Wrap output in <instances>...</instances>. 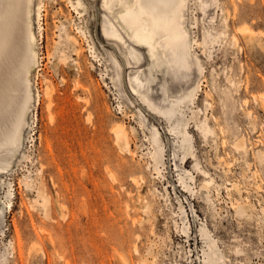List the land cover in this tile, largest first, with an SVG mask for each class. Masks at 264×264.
I'll return each mask as SVG.
<instances>
[{"label": "rangeland", "instance_id": "obj_1", "mask_svg": "<svg viewBox=\"0 0 264 264\" xmlns=\"http://www.w3.org/2000/svg\"><path fill=\"white\" fill-rule=\"evenodd\" d=\"M70 1L77 0H31L33 13L42 3L39 67L22 72L23 51L17 53L27 33L23 11L8 56L11 69L0 74V164L7 163L0 173V264H210V240L220 264H264V107L252 99L264 98V0L237 6V12L247 6L263 16L250 21L258 34L240 41L244 52L227 43L230 31L219 10L203 14L200 1L189 0L186 25L200 42L193 57H200L204 69L185 77L171 66H156L144 49H137L139 61L133 58L130 37L115 11L102 8L103 0H80L77 10ZM109 19L126 43L103 35ZM33 22L37 33L34 17ZM211 23L227 38L202 55L204 28ZM136 76L144 82L143 97L165 121L131 94L130 77L136 84ZM198 83L194 97L186 98ZM47 85L55 90L49 109ZM30 95L27 125L21 127ZM169 96L178 105L170 106ZM205 116L217 136L204 137L197 129ZM118 123L129 152L116 142ZM168 125L185 128L190 153L167 132ZM20 127V141L9 146ZM236 137L245 149L233 146ZM161 143L165 165L159 172L153 152ZM206 180H212L207 189ZM238 204L247 214L236 212Z\"/></svg>", "mask_w": 264, "mask_h": 264}, {"label": "bare ground", "instance_id": "obj_2", "mask_svg": "<svg viewBox=\"0 0 264 264\" xmlns=\"http://www.w3.org/2000/svg\"><path fill=\"white\" fill-rule=\"evenodd\" d=\"M188 1L189 0H103L102 8L107 9L112 14L115 11L117 21L124 30V33H126L132 41L133 45L131 52L133 53V58L139 61L138 55L140 54V52L137 49H144L146 51V54L149 56V59L153 60L156 66H161V63L166 67L171 66V69L175 74L180 73V77H185L188 76L189 71L192 73L196 71V74L201 75L204 69L200 57L197 54H194L193 57L194 49L196 48V46H200V42L195 37L193 38L190 36L189 29L186 25L185 11L186 7L188 6ZM199 1L200 8L203 14H208L215 8L219 10L221 13V17L224 20L226 28H228L230 31L229 37L228 39H226V32L224 30L217 29L213 23H211L208 28H204V34L201 40V54L205 55V53L209 52V48L214 47L216 43H220L225 39L227 43L231 44L232 47L237 48V51L244 52V48L242 45H240V41L247 43L251 39L256 38L255 35L258 34L255 33V30H253L250 26V21L253 23L255 18L259 17L263 19V16L260 14L253 15L252 10L247 6L243 8L244 11L242 10L240 12H237V6H239V3L242 4L247 0ZM23 2H25V0H0V74L4 72L5 75H7V71L11 69V57L8 56H11L12 52L14 51L16 19L18 15L23 11L26 13L27 18V21L25 23V29L27 33L26 38L24 40L25 46L21 47L19 53H17L18 56H20V52L23 51L22 55L19 57L23 68L22 72L24 71V73L28 75L31 72L32 67L33 69L39 67V53L37 50V45L39 40L38 37L42 36L43 29L41 23L42 3H37L33 13L31 7V0H27L24 7L22 4ZM70 3L74 10H77V7L82 5V2L80 0H77L76 3L70 1ZM249 12L252 14V16L248 15ZM33 17L37 23V33L35 32V30H33L32 24H35V22H33ZM212 20L213 18L211 19V22ZM237 24H240L241 26L237 27ZM102 32L108 40L126 43L125 36L111 19H109L108 22L103 24ZM260 32L262 35H264L263 30H261ZM66 38L68 40L76 42L74 36L66 34ZM209 57L210 56H208V58ZM115 62L120 68H122L118 61L115 60ZM193 67L194 69L196 68V70H194ZM231 78L230 80L228 79L230 84L233 83V80ZM135 82L136 84L133 83L130 77L131 94L136 97L138 102L150 114H152L156 118H160L162 121H165L162 117L163 114H161L160 109H158V107H156L153 103L143 97L140 91V89L144 87L143 80L136 76ZM198 86L199 83L195 87L190 89L189 95H187L186 98L192 99V97H194L195 95ZM54 92L55 90L52 85L46 86L44 97L49 101L47 105L48 109L51 106V98ZM223 92L226 96H228L229 89L227 91L223 90ZM164 94L166 95V92H164ZM32 98L33 97L30 95L28 101L24 106V118L21 127L27 125L26 114L30 110V102ZM252 99L259 101L262 107H264V98L253 96ZM40 100V95L37 93L35 97L36 104H38ZM167 100L169 101V105L172 107L178 105L179 102L178 99L171 96H169ZM248 103V100L245 99L244 105H248ZM206 106H212V104L206 102ZM247 110L248 111L246 112V115L249 116L250 110ZM140 112L142 111L140 110ZM90 118V115H88L87 120L90 121ZM213 118L216 119L215 116H213ZM206 119L207 118L205 116L204 120L197 125V129L204 137L209 134L217 136L215 126L209 125L206 122ZM21 127L16 135L9 136L7 141V144L9 146H16L17 143L20 141ZM167 127V132H169V134L174 135L175 133L176 137L180 138V148L190 153L192 146L185 128H182L179 131H175L174 128H171L169 125ZM154 128L156 136H160L158 129L155 126ZM218 132L220 135L224 134V128L220 127ZM114 134L116 137V142L121 147V149L129 152V141L126 130L122 124L118 123L115 126ZM226 144L227 139H225L223 136L221 140V146L223 147ZM163 145L164 144L161 143V147H159L158 150H155L153 152V160L156 164L155 167L159 172L162 170L161 166L165 165V154ZM233 146L236 149H245L244 140H238V138L236 137L235 141L233 142ZM6 166L7 163L0 164V173L5 172ZM180 179L184 183V186L185 182L181 177ZM211 181L212 180L204 181L202 187L207 189ZM185 187L189 189L187 185H185ZM9 195H12L11 190L9 191ZM43 206L46 215H48V203L46 200H44ZM235 210L239 214H247V210L243 205L238 204L237 206H235ZM188 231V227L186 226L184 232L186 233ZM200 231L202 234L207 235L206 228L201 226ZM215 246V243L210 240V253L208 254V258H210L213 264H220L222 256L218 255ZM135 250L137 251V249ZM203 263L207 264V260L205 259Z\"/></svg>", "mask_w": 264, "mask_h": 264}, {"label": "flooded vegetation", "instance_id": "obj_3", "mask_svg": "<svg viewBox=\"0 0 264 264\" xmlns=\"http://www.w3.org/2000/svg\"><path fill=\"white\" fill-rule=\"evenodd\" d=\"M42 23V22H41Z\"/></svg>", "mask_w": 264, "mask_h": 264}]
</instances>
